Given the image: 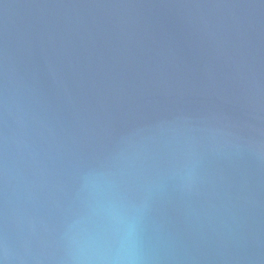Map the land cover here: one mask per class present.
<instances>
[{"label":"water","instance_id":"obj_1","mask_svg":"<svg viewBox=\"0 0 264 264\" xmlns=\"http://www.w3.org/2000/svg\"><path fill=\"white\" fill-rule=\"evenodd\" d=\"M0 264H264V0H0Z\"/></svg>","mask_w":264,"mask_h":264}]
</instances>
